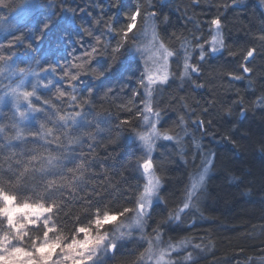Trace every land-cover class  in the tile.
I'll use <instances>...</instances> for the list:
<instances>
[{
  "label": "snow or ice",
  "instance_id": "6c2138e0",
  "mask_svg": "<svg viewBox=\"0 0 264 264\" xmlns=\"http://www.w3.org/2000/svg\"><path fill=\"white\" fill-rule=\"evenodd\" d=\"M232 2L235 5V0ZM0 5L8 7L4 0H0ZM94 6L100 9L99 15L94 18L96 25L102 28L99 35L86 26L88 22L75 23L77 10L87 16H91V13L87 8L73 9L69 0H24L23 4L17 5L15 15L0 14V33L5 34L9 49L26 47L32 51V44L42 40L51 30L59 12L64 18H70L74 28V31L65 33L68 46L83 50V57L77 58L79 63L72 62L64 67L57 62L47 69L40 66L43 75L31 66L18 67L17 60L11 58V52L7 57L0 55V106L11 103L12 108L7 123L3 122L5 117L0 109V264H107L132 238L133 230H139L140 240L148 245L145 252L139 254L138 264H152L153 260L155 264H198L194 252L201 248L200 244L192 245L193 250L187 251L191 241L181 239L175 244L169 241L167 248L160 249V226L153 229L155 235L152 239H148L143 231L146 218L150 219L152 215L153 200H160L162 188V179L154 174L151 159L157 139L182 145L184 138L190 137L193 148L191 160L183 161L191 171L187 174L179 207L167 218L169 224L180 222L182 215L195 216L199 213V203L207 194L208 180L215 167V153L204 151L195 135L188 132L183 118L179 122L182 135H161L157 130L161 112L152 105L153 92L158 91L153 86L167 84L169 73L166 71L162 76L155 77L151 71L152 56L149 53L152 50L160 52L165 67L171 57L182 59L179 78L190 80L193 74L199 75L200 62L206 56L215 55L226 47L222 17L218 14L208 21L210 41L202 42L200 37L193 34L194 47L198 50V60L193 62L189 54L192 43L187 38L181 43L182 52L169 50L160 39L154 23L158 17L152 0L138 2L130 11L124 10L123 0H109L108 7L116 9L111 15L98 3ZM228 6L224 4L221 7ZM46 10H49L47 14ZM24 16L38 21L37 30L27 35L18 26L19 19ZM105 16L108 18L103 19ZM117 16L124 18V24L119 28L114 27L113 23ZM141 21L144 24L140 33L134 32ZM166 22L167 18L161 20V23ZM140 34L148 40L147 44L137 42ZM85 35L95 41L87 48L84 47ZM253 39L254 42L241 58L238 69L241 74H232L233 80L247 78L249 87H252L254 77L264 80V67L259 70L253 67L258 57L264 59V28ZM105 56L112 61L120 57H125L126 61H143L144 69L139 85L144 95L140 115L145 132H134V136L145 152L146 158L138 164V168L142 169V178L147 176V180L142 190L137 188L139 194L132 201L134 207L119 210H110L106 203L110 197H114L117 188L107 185L91 187L87 183V170L92 166L91 162L83 154H76L72 147L82 146L86 137L90 141L88 148L93 149L99 126L106 123L104 115L94 111V89L90 87L81 92L77 87L78 83H82V74L99 79L110 71V65H101L103 71L98 76L92 75L96 71L92 68V61L99 63ZM57 68L60 70L58 76L55 75ZM49 74H52L51 79ZM29 77L34 82H30ZM64 84H67V88L61 87ZM252 94L256 96L254 105L264 107V85L259 94L256 91ZM230 114L229 111L227 115ZM89 115L93 118L91 121L88 120ZM240 115H244V111ZM207 123L211 124V121ZM193 125L204 130L205 121L197 119ZM93 127L97 128L96 134L90 131ZM232 143L235 144L234 141ZM260 145L261 151H264V139H261ZM18 147L20 151H17ZM181 153L186 155L183 148ZM74 201L81 206L83 218L75 212L69 214L68 218L72 220L69 228L67 224H61V216ZM93 208L95 211H92ZM121 218H127L131 223L125 224ZM195 225L193 221L191 226ZM154 244L158 249L155 252ZM182 249L185 252L182 259L173 261L172 254H179Z\"/></svg>",
  "mask_w": 264,
  "mask_h": 264
},
{
  "label": "trees",
  "instance_id": "16d2710c",
  "mask_svg": "<svg viewBox=\"0 0 264 264\" xmlns=\"http://www.w3.org/2000/svg\"><path fill=\"white\" fill-rule=\"evenodd\" d=\"M6 2L8 7L0 5V14L15 15L17 5L23 4L24 0ZM138 2L142 3L143 0H123L124 10H132ZM69 3L73 9L87 8L91 16L77 10L75 23L88 22L86 26L91 27L96 35L100 34L102 28L95 23L94 18L99 15L100 9L94 4L98 3L109 15L116 12V9L108 7L109 0H69ZM152 3L158 17L154 23L168 49L182 52L181 43L187 38L192 43L189 48L192 61L196 62L198 50L194 47L193 34L200 37L202 42L210 41L208 21L218 14L222 17L226 47L215 55L206 56L200 62L201 72L199 75L193 74L190 80L179 78L183 61L174 56L168 83L157 87L158 91L153 94L162 112L160 130L173 136L182 135L179 122L183 118L188 132L195 135L204 151L215 153V167L208 180L205 206L199 209L197 215H182L180 222L169 224L167 218L180 205L187 170L191 169L183 161L191 160L193 148L190 137H185L182 145L167 140L158 142L152 160L162 179V201L152 207L151 218L147 219V231L159 225L163 242L189 238L193 245L200 244L198 264L210 260L214 264H261L264 261V151H261L260 141L264 139V107L254 105L256 96L252 93L256 91L259 94L264 80L254 77L252 87H249L247 78L233 80L232 74H241L238 71L241 58L254 42L253 38L264 28V0H235V5L232 0H152ZM224 4L229 6L221 7ZM164 18H167V22L161 23ZM113 23L116 28L122 27L123 16H117ZM143 23L139 22L134 32L140 33ZM18 26L27 35L37 30L38 21L24 16L19 19ZM59 30L74 31V28L70 18L66 19L57 12L51 30L42 40L33 43V50L29 51L32 58L39 61L36 64L43 66V69L59 63L62 60L59 48L68 46L65 33L61 34ZM4 37L5 34L0 33V46L6 54L12 49L7 47ZM140 37L141 34L137 42ZM83 39L85 48L95 43L87 35ZM112 42L115 43V38ZM70 49L74 57L71 63H79L77 58L83 57V50L79 47ZM101 65L111 66L103 78L93 79L90 75L82 74V83H78L77 87L81 92L90 87L94 89V111L102 113L106 123L99 126L93 149L88 148L90 141L86 137L82 146L72 147L76 154H83L91 162L92 166L87 170V183L91 187L107 185L117 188L114 197H110L106 203L110 210H119L134 207L132 201L139 194L137 188L142 189L144 181L142 170L138 168L143 159L134 136V132L140 131L143 120L140 110L144 95L139 85L143 63L126 61L125 57L112 61L105 56L99 63L92 61V68L96 70L92 75L98 76L103 71ZM253 67L257 70L264 67V59L258 57ZM61 87L67 88V84ZM10 108V105L0 107L2 111ZM229 111L231 114L227 115ZM241 111H244V115H240ZM4 117L3 122L7 123L11 115ZM92 119L89 115L88 120ZM197 119L205 121L204 130L193 125ZM207 121H211V124ZM90 131L96 134L97 128L93 127ZM181 148L185 149L186 155H182ZM20 150L18 147L17 151ZM73 212L83 218L81 206L74 201L61 216L62 225L67 224L71 228L72 220L68 216ZM193 221L196 222L195 227L191 226ZM129 244L131 242L125 243L116 258L109 259L107 264H132L135 259L126 250ZM139 246L142 249L140 253H144V244L140 243Z\"/></svg>",
  "mask_w": 264,
  "mask_h": 264
},
{
  "label": "rangeland",
  "instance_id": "374dc122",
  "mask_svg": "<svg viewBox=\"0 0 264 264\" xmlns=\"http://www.w3.org/2000/svg\"><path fill=\"white\" fill-rule=\"evenodd\" d=\"M7 2H6V0H4V4H6ZM139 42H143V43H145V44H147L148 43V40L145 38V36L144 35H142V37H141V39H140V41ZM138 42V43H139ZM170 50V49H169ZM190 52V51H189ZM192 52V51H191ZM189 53L191 56H192V53ZM221 52V51H220ZM149 55H151L152 56V61H151V71H152V73H153V75L155 76V77H159V76H162L163 74H164V72H168L169 73V79H170V77H171V61H172V58L173 57H171V58H169V60H168V64H167V67H165V65H164V61H163V59H162V55H161V53L160 52H157L156 50H152L150 53H149ZM142 63H143V61H142ZM144 70V69H143ZM38 72V71H37ZM41 73V75H43L44 73L43 72H40ZM29 79V81L30 82H34V79L32 78V77H29L28 78ZM49 79H51V77H50V75H49ZM160 85H154L153 87L154 88H157V87H159ZM155 92V91H154ZM154 92H153V94H154ZM6 105H11V103H7ZM152 105H153V103H152ZM5 106V105H4ZM0 107H2V106H0ZM153 108L154 109H156V110H159L160 112H161V110H160V107H159V105H157V106H154L153 105ZM162 115V114H161ZM161 122H162V116H161ZM161 122H160V124H161ZM160 124L157 126V130L158 131H160V133H161V135H164V134H169V133H167V132H162L161 130H160V128H159V126H160ZM139 132H141V133H144L145 132V126H144V122H143V120H142V124H141V129H140V131ZM182 132V131H181ZM170 135V134H169ZM161 141H164L163 139H157L156 141H155V146H156V144L158 143V142H161ZM155 149V148H154ZM185 150V149H184ZM154 151V150H153ZM153 153V152H152ZM151 157H152V154H151ZM142 170V169H141ZM153 172H154V174L157 176V177H160L159 176V174L157 173V171L155 170V168H153ZM143 180H144V182H143V184L146 182V180H147V176H144L143 177ZM162 189V188H161ZM142 190V189H141ZM159 195H160V200H153V204H152V207L154 206V205H156L158 202H161L162 201V197H161V190H160V193H159ZM147 219L148 218H146V220H145V224H144V234H145V236L148 238V239H152L153 237H154V232H153V229H152V231H147L148 229H147ZM121 220H123V222L125 223V224H130L131 223V221L130 220H128L127 218H121ZM158 222H160L161 223V221H159L158 220ZM115 223V222H114ZM140 236H141V233H140V231L139 230H133V232H132V238L131 239H129V240H127L125 243H127V242H131V244H129V246L128 247H132V251L134 250V251H137V254H139L140 252H141V246H139L140 245V243L141 244H144V249L146 250L147 249V247H148V245H147V243L146 242H144V241H141L140 240ZM134 239L135 240H137V241H139V242H134ZM183 240H187V241H191V244L190 245H188V247H187V251H192L193 249H192V245H193V242H192V240L191 239H189V238H182ZM179 240H181V239H178L177 241H171L173 244H175V243H177ZM133 242V243H132ZM168 243H169V240H168V242L167 241H165V242H163V239H162V235H161V237H160V240L158 241V245H159V248L160 249H165V248H167V246H168ZM145 250L143 251V252H145ZM158 249H157V245L156 244H154L153 245V251L155 252V251H157ZM195 253L196 254H194V255H196L197 256V258H198V261H199V258H200V253L201 252H198V250H196L195 251ZM185 254V252H184V250L182 249L181 250V252L179 253V254H177V253H173L172 254V256H171V259L173 260V261H179L180 259H182V257H183V255ZM205 255V254H204ZM203 258H205V256H203ZM139 261V260H138ZM152 264H155V262H154V260L152 261ZM201 264H214V261H212V260H210V261H207V262H203V263H201Z\"/></svg>",
  "mask_w": 264,
  "mask_h": 264
},
{
  "label": "bare ground",
  "instance_id": "6f19581e",
  "mask_svg": "<svg viewBox=\"0 0 264 264\" xmlns=\"http://www.w3.org/2000/svg\"><path fill=\"white\" fill-rule=\"evenodd\" d=\"M149 23H152V21H149ZM142 26L140 27V29H142ZM59 32H61V34H64V33H66V30H59ZM142 35L143 34H141V37H142ZM141 37H140V39H141ZM59 51H60V57L62 58V60L59 62V64L61 66L66 67L68 61L71 63L72 58H74L72 56V51H71L70 48H68V46L66 48H64V47L59 48ZM0 55H3L5 57L8 56V53L5 54L4 53V50H3V47L1 48V46H0ZM11 58L17 60V63H18V66L19 67L23 66V67L27 68V67L31 66L33 69H35V71L40 70L42 72V69H41L40 65L38 66V64H36V63H39V61L38 60H34L32 58L30 52L26 49V47H17V48L12 49V51H11ZM20 60H22L23 63H19ZM42 68H43V66H42ZM50 75L52 76V74H50ZM55 75H57V76L60 75L59 68H57ZM184 79H186V78H184ZM152 103H153L154 106H157L156 105L157 103H156V101L154 99V95H153V98H152ZM159 104H161V102H159ZM143 107H144V102H142V104H141V109H143ZM11 113H12V108L2 111V114L4 116L7 115L8 117L11 115ZM161 114H162V112H161ZM137 145H136L137 146V149H140L141 150L142 159L146 158L145 157L144 149L142 148V146H141V144H140V142L138 140H137ZM156 146H157V144H156ZM156 146H155V148H156ZM154 153H155V150L152 153L151 159L153 158ZM190 171H191V169H188L187 170V173L190 172ZM211 175H212V172H211L210 176ZM205 199H206V197L204 196V198L200 201L199 206H198L199 209H201V208H203L205 206V203H204ZM180 239H182V238H180ZM134 242H139V241H137V240L134 239ZM126 250H127V252H130L131 255H132V258L135 259L132 262V264H138L139 254H137V252H135V251H132V247H126ZM249 264H251V263H249Z\"/></svg>",
  "mask_w": 264,
  "mask_h": 264
}]
</instances>
